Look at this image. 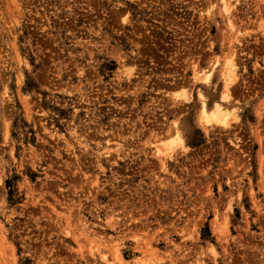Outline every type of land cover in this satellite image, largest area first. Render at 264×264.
Here are the masks:
<instances>
[{"label":"rangeland","instance_id":"374dc122","mask_svg":"<svg viewBox=\"0 0 264 264\" xmlns=\"http://www.w3.org/2000/svg\"><path fill=\"white\" fill-rule=\"evenodd\" d=\"M228 1L0 0V264H264V0Z\"/></svg>","mask_w":264,"mask_h":264},{"label":"bare ground","instance_id":"6f19581e","mask_svg":"<svg viewBox=\"0 0 264 264\" xmlns=\"http://www.w3.org/2000/svg\"><path fill=\"white\" fill-rule=\"evenodd\" d=\"M221 1V9H222V12L224 13L225 17H226V21H227V24L232 27V24H231V5L230 4L231 2H229L228 0H220ZM233 6V5H232ZM234 9V8H233ZM233 53L231 54V56L229 58H227V62L225 63L224 65V69H223V76H224V79H225V86H227L228 84V81H230L231 79L234 78V70H232V65L233 64ZM234 57V56H233ZM217 62H215L214 64L216 65ZM214 64H213V69H214ZM212 69V70H213ZM222 70V69H221ZM202 71V70H201ZM210 75H211V70L208 69V71L206 70H203V72H201L200 76L203 78V80L205 82H208L209 79H210ZM199 76V75H198ZM194 78H198L196 76V73H194ZM201 80V79H200ZM224 84V83H223ZM230 85V84H229ZM227 88V87H226ZM201 96V95H200ZM222 96V97H221ZM220 97L222 98L221 100H226L227 98V95L225 92H222V95ZM210 102V101H208ZM210 104V103H209ZM223 105V104H222ZM208 106L206 104V102L204 101L203 98H201V109H200V116H199V119H200V122L201 124L204 126V128H208V125H211V124H222L224 123L225 121V114L227 113V110H224L221 105L217 102H214L213 103V108L211 110L208 109ZM231 111V110H230ZM229 111V112H230ZM228 112V113H229ZM175 126V125H174ZM179 129V128H178ZM172 139V138H171ZM173 139H177L179 140V133H178V130H175V132L173 133ZM165 147H166V143H165ZM164 147V149H165ZM164 149H161L160 147H155V152L157 154H164ZM167 151V149H165ZM165 155V154H164ZM163 155V156H164ZM161 156V155H160ZM163 158V157H161ZM162 160V164L164 165V162L163 159Z\"/></svg>","mask_w":264,"mask_h":264}]
</instances>
